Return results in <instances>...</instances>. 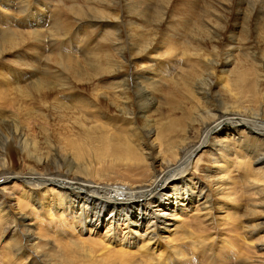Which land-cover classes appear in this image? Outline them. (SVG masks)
Wrapping results in <instances>:
<instances>
[{
	"label": "rangeland",
	"instance_id": "374dc122",
	"mask_svg": "<svg viewBox=\"0 0 264 264\" xmlns=\"http://www.w3.org/2000/svg\"><path fill=\"white\" fill-rule=\"evenodd\" d=\"M25 1L15 0L11 4L10 0H0V166L6 164L10 171L25 173L43 168L34 155L47 160L56 151L61 156L67 155L70 149L64 140L66 136L78 137L101 125L111 129L112 137L124 136L133 147L135 153L131 156L126 144L129 163L125 166L149 174L145 170L151 163L148 148L153 146L152 156L163 159L175 147L170 146L178 144L173 135H159L162 126L169 124L171 118L186 122L201 110L215 113L216 103L207 101L208 93L220 92L227 97L224 71L230 65L227 67L224 62L229 54L233 55L236 68L253 72L258 83L259 101H244L243 105H264V3L261 5L264 0H31L28 11L22 8ZM149 47L155 69L165 54L173 57L170 61L169 57L164 59L168 60L165 63L169 70L163 88L153 93L155 105L144 109L158 133L152 137L146 135L136 101L131 108L133 117L127 118L133 121L135 130L125 131L118 110L122 95L116 93L121 77L125 78L127 72L132 75L135 60L138 61L135 67L152 61L147 52ZM183 50L197 55L191 60L181 53ZM141 56L145 58L140 60ZM221 60L216 67V61ZM71 61L84 68L79 80L67 68ZM129 61L132 64L128 66ZM92 63L105 64V71L95 72ZM198 74L205 83L211 81V88L203 94L194 80ZM53 75L59 80L56 88L51 87L55 81ZM50 89L55 90L57 101L48 94ZM100 94L106 99L102 105L96 97ZM189 135L194 141L196 130ZM26 140L29 153L23 147ZM210 157V152H206L201 160L203 164L200 163L202 170L215 166ZM254 157L251 153L231 155L226 166L224 176L237 180L236 188L240 196L243 194L241 208L232 209L226 216L217 211L212 221L193 210L178 216L184 225L176 230L184 235L175 244L163 238L160 248L177 251L185 242L189 243L192 250L182 249L190 253L188 257H195L193 264H264V249L259 247L264 244V232L252 234L262 221L255 220L264 219V168L254 162ZM89 159L93 160L90 156ZM93 164L95 169L100 166L97 158ZM153 166L158 169V162ZM98 171L94 176L104 185ZM8 185L12 186L10 191L25 187L21 181ZM5 196L12 197L9 200L12 206L16 204L14 196L0 191V198ZM33 211L27 210L26 214ZM50 215L37 209L36 214L30 215L31 228L26 232L16 231L11 238L1 230L0 264H25L23 258L15 256V248L20 240L27 239L31 229L42 237L34 249L32 264H122L112 252L100 249L98 237L77 231L67 237L58 235L54 223L63 231L60 221L65 219L60 213ZM192 215L200 218L196 221ZM48 217L53 219L52 234L44 237L37 228L47 230ZM144 244L140 243V250L139 247L125 249L132 260L127 264H142L140 257L148 250ZM65 245L69 247L66 252ZM203 247L205 252H201ZM114 248L123 250L120 246ZM63 255L71 262L65 261ZM152 257L149 264L165 262L156 253Z\"/></svg>",
	"mask_w": 264,
	"mask_h": 264
},
{
	"label": "bare ground",
	"instance_id": "6f19581e",
	"mask_svg": "<svg viewBox=\"0 0 264 264\" xmlns=\"http://www.w3.org/2000/svg\"><path fill=\"white\" fill-rule=\"evenodd\" d=\"M14 2L15 0H10L11 4ZM30 4L31 0H27L22 4V8L28 11ZM150 49L151 47L147 52L152 61L135 67L138 64L135 60L132 75H129L126 68V77H121L116 86V93L122 95V103L118 105V110L120 123L126 127L125 131L128 128L135 130L133 121H128L127 118L133 117L131 108L132 103L136 101L148 137L158 133L152 128V119L145 114L144 109L155 105L156 98L153 93L163 88L165 73L169 70L165 63L168 60H164L169 57L166 54L157 63L155 69L154 57L151 56ZM175 49L180 50L179 47ZM181 53L191 60L197 55L196 52L189 55L185 50ZM228 56V60L224 62L227 67L230 65L224 71L228 84L224 86L227 88V97L220 92L208 93L210 97H207V101L211 104L213 101L216 103L215 113L201 110L196 117H189L186 122L181 118H171L169 124L162 126L159 135L161 137L173 135L177 137L178 144L170 146L175 147L170 155L163 159L152 156L153 146L150 147L151 150L148 148L147 154L151 163L145 167V170L149 174L138 172L137 167L125 166L129 163L126 144L131 156L135 153L133 147L124 136L112 137L111 129L101 125H96L95 129H90L78 137L66 136L64 140L70 149L67 155L61 156L56 151L55 156L48 160L34 155L36 162L43 166L39 170L32 169L28 172L24 171L25 173L21 171L17 173L7 169L6 164L1 165L4 168L0 166V191L14 196L16 204L11 205L12 202L9 200H12V197L0 198V231L4 229V234L10 238L16 231L26 232L31 228V224L33 225L30 215L36 214L37 209L40 208L45 214H51L50 216L53 213H60L64 217L65 220L60 221L63 231L54 223V230L58 235L67 237L77 231L80 234L89 233L98 237L100 249L112 252L120 258L122 264L132 262L128 258V250L125 249L139 247L140 250L141 242H144V246L148 249L140 257L142 264H149V259L154 258L152 257L154 253L165 261L164 264H193L195 257L190 258L189 252L184 253L185 249L192 250L189 243L185 242L177 251L160 248V241L163 238L175 244V241L184 235L183 232L180 234L176 230L184 225V221L178 216L182 217L187 212L196 211L200 217L212 221L217 211L226 216L232 209L242 207L244 200L240 197L243 194L240 196L241 193L236 188L237 180L231 175L232 179L224 176L227 174L226 166L230 162L231 155L251 153L255 156L254 162L264 168V105L256 107L243 105L244 101L254 103L259 101L258 83L253 72L237 69L233 55ZM144 58L141 56L139 59ZM169 58V61L173 59L172 56ZM221 62L222 60L216 61L215 66L218 67ZM129 64H132V61L128 62V66ZM91 67L95 72L105 71L103 63H92ZM64 68L66 69L65 65ZM67 68L74 74L76 80H79L84 72V68L76 61H71ZM61 78L64 80L66 77L63 75ZM53 79H55L54 75ZM194 80L200 86L199 93L203 94L205 89L211 86V81L205 83L201 74L195 76ZM56 81L58 83L59 80L53 81L52 88H56ZM50 90L48 94L57 101L55 90ZM96 97L100 105L106 101L104 95L100 94ZM226 99L237 105H230ZM82 126L85 124L82 123ZM86 128L89 129L90 126ZM194 130L197 136L195 135V140L192 141L189 134ZM17 139L19 140L20 137ZM23 144L24 149L29 153L28 141ZM14 145L18 147L16 143ZM206 152H210V158L215 162V166L210 169L205 167L202 170L200 163ZM89 156L93 160L94 158L99 160L98 175H102L101 180H104V185L94 176L97 169L94 168L93 160L89 159ZM156 162L158 169L153 166ZM20 181L25 187L10 191L12 186L8 184ZM260 191L262 188L256 193ZM27 210L34 211L28 215ZM253 213L258 211L253 210ZM200 217L191 216L194 220ZM47 220L49 230L37 228L40 230L39 234L44 237L49 235L48 233L52 234L50 230L53 219L48 217ZM257 220L262 221L257 223L258 226L252 233L254 235L264 232V219L257 218L255 221ZM172 225L176 228L171 229ZM29 231L31 233L27 239L20 240L16 244L18 247L15 248V256L23 258L25 264H32V260H35L34 249L39 240H42V237L36 235L38 231L34 229ZM113 246H120L123 250H116ZM259 247L264 249V244H259ZM68 248L65 245L63 251L66 252ZM201 252H205L204 247ZM74 254L76 255V251ZM182 258L186 261H181ZM63 259L71 262L65 255ZM236 260L243 261L238 258Z\"/></svg>",
	"mask_w": 264,
	"mask_h": 264
}]
</instances>
